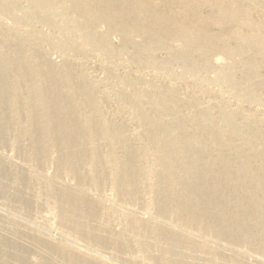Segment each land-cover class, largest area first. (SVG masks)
Instances as JSON below:
<instances>
[{
    "label": "bare ground",
    "instance_id": "obj_1",
    "mask_svg": "<svg viewBox=\"0 0 264 264\" xmlns=\"http://www.w3.org/2000/svg\"><path fill=\"white\" fill-rule=\"evenodd\" d=\"M249 2L0 0V10L8 12L13 24L28 27L29 32H15L12 36L11 40L17 47L27 45L30 48L37 45V42H33L36 39L49 44L61 57L60 66L53 65L40 54L44 59L40 65L33 66L25 61V65L19 68L15 65V61L20 58V50L17 49L19 53L12 59L0 57V68L3 64L12 66L19 78L15 82L17 88L33 89L26 95L30 103L37 102L46 111L40 119L51 125L60 124L62 134L69 135L68 128H73L72 134L85 135L83 126L89 124L93 130L101 126L98 133L103 138L112 136L114 149L122 156L115 161L123 165L120 168L123 177L118 183L119 195H125L127 200L131 198L129 195L136 186L130 164L135 157L142 161L148 155L143 149L132 148L126 127L112 126L104 113L95 108L94 92L107 85V77H111V70L115 66L124 63H116L114 59L124 56L137 67L159 73L150 83L141 77L136 80L117 79L120 88H128L125 92L119 91L111 97L100 94L103 100L109 98L108 101L115 103L120 112L127 111L129 118L137 121L142 141L154 148L156 164L163 171L175 169L165 177L156 178V182H162V190L157 193L161 201L155 206L154 221L160 220L168 226L177 225L179 230L173 232L161 227L153 229L141 224L147 233L139 243L140 249L146 250L154 243L163 242L167 246L183 248L192 253L193 244L200 242L207 256L212 261L217 260L216 264H247V255L259 257L257 264H264V101L257 94V89L263 90L264 84L257 83L243 88L234 79L239 64L235 63L232 67L229 65L236 56H241L246 67L254 66L251 59L244 56L246 48L241 47L242 44L238 45L240 47L231 46V43L237 45L235 30L240 29L247 37L256 25L252 15L258 12L255 13L252 5L249 7ZM158 6L170 11L181 9L183 12L163 13L157 11ZM261 6L262 10L257 16L264 20V4ZM196 10L203 11L204 15L194 12ZM17 11L23 19H17ZM38 27L52 34L45 35ZM113 35L120 40L118 50L111 45L110 37ZM136 37L141 39V43L135 42ZM252 40L249 38L247 44L250 48H256L255 54L264 64V31L258 32L259 41L255 46H252ZM172 44L178 45L180 49H173ZM154 52H163L168 60L159 62L142 57L153 55ZM218 54L229 63L225 69L217 70L213 64L212 59ZM77 59L85 65H77ZM92 60L97 61L100 70L104 72L105 82L95 83L90 80L86 63ZM173 64H181V70L193 80L191 85L186 84V94L182 99L178 98L180 93L175 88L159 83L158 76ZM209 73L216 76L211 81L213 86L222 89L220 91L226 89L234 93L238 103L235 109L229 108V104L219 98L215 100L222 105L221 110L203 105L199 100L198 97H215L208 88L211 85L207 81ZM13 99L19 102L16 96ZM89 103L94 109L86 115L80 107ZM96 115L103 116L104 120L99 118L101 124L92 123ZM33 120L34 114L29 117L30 125ZM48 129L45 126L44 133L50 134ZM65 141L68 142L67 139ZM69 156L72 164L67 167H71L69 173L76 182V188H79L83 180L80 170L85 158L73 153ZM93 158L99 161V156ZM78 192L66 194V197L85 209L88 202ZM174 212L179 215L175 224L172 218ZM59 218H62L60 213ZM73 222H76L75 219ZM72 227H78V223ZM149 238L152 244L145 241ZM211 241L217 245L224 244V252L209 248ZM174 261L177 264L178 260Z\"/></svg>",
    "mask_w": 264,
    "mask_h": 264
},
{
    "label": "rangeland",
    "instance_id": "obj_2",
    "mask_svg": "<svg viewBox=\"0 0 264 264\" xmlns=\"http://www.w3.org/2000/svg\"><path fill=\"white\" fill-rule=\"evenodd\" d=\"M248 2L249 7L252 5L255 13L258 12L257 14H259L264 1L248 0ZM157 11L173 14L183 12L181 9H171L170 11L162 6H158ZM194 12H200L201 15H204L203 11L196 10ZM16 14L18 20L23 19L20 12L17 11ZM257 14L252 15V20L256 22V25L254 24L252 27V34L246 37L244 32L240 29L235 30V28L233 29L235 34L239 36L234 35L237 38V45L231 43V46L242 44L241 47L246 48L244 56L249 57L248 59H251L254 66L246 67V62L241 56H236L231 64L221 54L212 59L217 70L225 69L228 64L231 67L232 65L235 66V63L239 64L238 71L234 73V79L237 83L239 82L240 86L243 85V88L257 83L264 84V70L262 69L264 64L260 62L261 59L255 54L256 48H250L247 44V40L250 38V40L253 39L252 46H255V43L259 41L257 40L258 32L264 31V20L260 19ZM10 17L8 12L0 10V57H3L2 59H12L15 55H18L19 51L17 49H19L20 58L15 61V65L19 68L25 65L26 62L33 66L40 65L44 60L40 57V54L53 65H61V57L53 51L49 44L38 42L35 39L33 42H37V45L30 48L27 45L17 47L11 40L12 36L15 32L23 34L29 32V30L28 27L22 24H13ZM38 29H41V27H38ZM99 31L102 32V29L99 28ZM40 32L45 35L52 34L51 31L45 28H42ZM110 42L112 47L118 50L120 47L119 38L113 35L110 37ZM135 42L141 43V39L136 37ZM262 42L264 46V41ZM172 47L173 49H180L176 44H172ZM129 51L132 50L129 49ZM142 57L159 62L168 60L167 55L163 52H154L153 55L147 54ZM114 62L124 63L118 64L111 70V77H107V85L99 88L100 92H94L93 102L95 108L97 107L100 112L104 113L103 115L110 120L112 126L128 129L129 134L127 136L130 138L129 143L132 144V148L135 150L143 149L148 155L142 161L135 157L130 164L136 186L129 197L134 200H131V198L127 200L125 195H119L120 186L118 183H120V178L123 177V172H121L123 170H120L123 165L120 162L116 164L115 161L122 158V156H120L119 151L114 149L112 136L103 138L98 133L101 131V126L93 130L89 127V124L83 126L85 135L72 134L73 128H68L69 135L62 134L63 128L60 124L51 125L40 119V116L46 111L37 102L30 103L31 100L26 95L27 92L33 89L17 88L15 82L19 81V78L15 75L12 66L1 65L0 264H175V259L178 260V262L176 261L177 264L218 263L217 260L212 261L207 256V252L201 247L200 242L193 244L192 253L182 250L183 248H174L173 246L172 248L171 245L167 246L163 242L162 244L154 243L153 245L150 238L145 240L152 244L148 248L149 250L140 249L139 243L147 233L141 227V224H146L153 229L161 227L162 229L169 228L168 230L173 232L179 230L177 225L168 226L160 220L154 221L155 206L157 202L161 201L158 194L162 190L160 188L162 182H156V178L165 177L167 173H171L175 169L163 171L156 164V154L153 155L154 148L152 146L148 147L146 142L142 141L143 138L141 131L138 129L139 124L137 121L131 120L127 111L120 112L115 103L108 101L109 98L105 97L106 99L103 100L100 95L103 93V95L111 97L119 91L125 92L128 88H120L117 79L136 80V78L141 77L143 81L150 83L155 79L154 76L159 73L145 67L135 66L130 63L127 56L114 59ZM76 64L85 65L80 59H77ZM86 66L88 76L92 82H105L104 72L100 70L97 61H88ZM181 67V64H173L171 68L165 69V72L158 77L160 78L159 83L179 91L178 98L182 99L186 94V84L190 83L191 85L193 80L187 73H184V70H181ZM215 77V74L209 73L207 81L211 82ZM223 82L225 83V80ZM210 84L208 88L215 94V97H198L203 105L221 110L222 105L215 100L219 98L223 102H227L231 109L238 106L234 93H230L226 89H224V92L220 91L222 89L213 86L212 82ZM225 86H227L226 83ZM263 93L264 89H257L258 96L264 101ZM11 96L13 98L16 96L20 104ZM244 107H246L245 104ZM73 109L76 108L73 107ZM80 109L87 115V113L93 112L94 108L89 103L84 107H80ZM262 111L264 112V110ZM33 114L35 120L30 125L28 122L29 117ZM74 114L78 115L75 112ZM99 118H103V116L98 117L96 115L95 121H92V123L95 125L101 124L102 121ZM45 126L49 128L48 131L52 135L44 133ZM66 139L68 142L65 141ZM57 140L59 143H56ZM71 153L85 158V163L82 164L80 170L83 174V180L79 188H76V182L72 174L69 173L71 167H67L72 164L69 158ZM94 156H99V161L94 160ZM158 156L162 157L163 155ZM137 157H140V155H137ZM77 191L88 202L87 208L83 209V206L74 204L66 197V194H76ZM155 197H159L158 200ZM59 213L62 218H59ZM178 217L179 215L174 212L172 216L174 224L178 221ZM74 219L78 223L77 229L72 227L77 224L73 222ZM140 221L142 222L140 223ZM209 248L224 252L225 246L224 244L217 245L216 242L211 241ZM258 258L254 255H247L245 260L247 264H257L259 262Z\"/></svg>",
    "mask_w": 264,
    "mask_h": 264
}]
</instances>
